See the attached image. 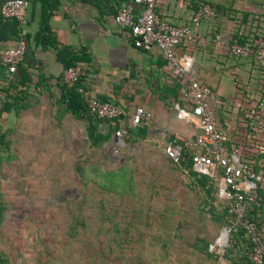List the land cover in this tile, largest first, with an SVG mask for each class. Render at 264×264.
I'll list each match as a JSON object with an SVG mask.
<instances>
[{"label": "crops", "instance_id": "0c3cea01", "mask_svg": "<svg viewBox=\"0 0 264 264\" xmlns=\"http://www.w3.org/2000/svg\"><path fill=\"white\" fill-rule=\"evenodd\" d=\"M6 1L0 0V7ZM154 3L160 20L180 27L186 26L193 10L203 5L226 10L225 13L235 11L247 19L256 16L264 20V0H154ZM124 5L138 12V8L131 6L132 0H30L24 27L0 16V48H15L20 41L24 42L25 52L15 75L21 73L29 81L23 87L16 85L11 92L13 98L10 95L6 98L13 78L0 64V98L5 100L0 131L9 147L4 150L0 144V251L7 264H12L11 252L24 249L20 242L29 240L16 230L13 216L20 207L14 206L16 211L12 212V200L18 195L22 203L31 204L36 201L33 194L48 193L51 186L54 192L57 168H66L67 162L71 168L74 154L80 156L77 159L83 155V145L84 155H88V122L66 113L61 101L60 79L68 53L78 60L80 87L90 97L122 109L121 125L131 130V136L125 137L127 140L123 137V146L151 145L163 154L167 143L182 150L199 132L197 119L190 116V103L183 97L178 81L169 76L159 50L134 48L116 25L115 14ZM225 25L223 19L221 27ZM212 28L210 22L203 21L199 30H208L209 34ZM41 33L53 41V47L44 48L35 41ZM213 51L217 53L218 49ZM178 53L193 59V78L206 83L218 96L232 93L227 72L217 67L212 56L202 54L195 44L180 48ZM136 107L145 109L146 118L133 126L129 116ZM96 126L102 134L108 131L105 123ZM218 127L227 137L240 132L237 123L229 119ZM232 135L236 140L238 135ZM110 142L115 143L114 137ZM74 143L80 145V152L74 151ZM11 219L15 222L11 223ZM6 222L15 228L13 232H4ZM2 242L6 244L1 245ZM28 249L23 250V256ZM223 254L224 251L217 255Z\"/></svg>", "mask_w": 264, "mask_h": 264}, {"label": "rangeland", "instance_id": "374dc122", "mask_svg": "<svg viewBox=\"0 0 264 264\" xmlns=\"http://www.w3.org/2000/svg\"><path fill=\"white\" fill-rule=\"evenodd\" d=\"M123 137L120 143L89 145L87 156L83 145V155L77 159L74 154L71 168L68 162L57 168L54 192L51 186L48 193L33 194L31 204L18 195L12 200V207L20 209L11 223L29 238L20 242L24 249L10 253L12 264L225 263L209 250L225 227L213 222L203 193L180 179L154 147L123 146ZM74 151L80 152L79 144L74 143ZM73 220L80 222L74 238L68 235ZM6 229L15 230L12 225ZM194 245L206 246L214 257L207 259Z\"/></svg>", "mask_w": 264, "mask_h": 264}, {"label": "built area", "instance_id": "2783aa9c", "mask_svg": "<svg viewBox=\"0 0 264 264\" xmlns=\"http://www.w3.org/2000/svg\"><path fill=\"white\" fill-rule=\"evenodd\" d=\"M29 2L30 0H7L0 7V16L15 20L24 27ZM131 6L138 8V12L134 13L130 6H121L114 17L116 25L124 31L134 48L143 51L156 48L161 53L169 76L181 84L183 97L190 103V116L197 119L199 132L193 140L184 145L185 148L192 150V168L199 174L217 177L218 196L230 201L228 214L232 221L228 227L223 228L224 242L220 245L218 238L209 245V250L222 254L224 248L228 246L229 232L236 225H241L250 245L251 264H264V170H253L248 162L239 160L235 148L228 149L225 144V133L217 126L215 116V111L222 105L220 98L201 80L193 78V59L187 54L178 53L180 48L189 44H195L200 48H205L209 43L222 44V36L219 33L206 40L197 32L201 18L214 16L213 11L207 6L198 8L190 18V23L180 27L160 20L155 12L154 0H132ZM24 52L23 41L15 48H0V64L12 78L17 72ZM231 54L241 59L255 56L258 61H264V38L254 39L252 46H234ZM79 74L77 67L65 68L61 77L62 84L66 87L75 85ZM77 91L82 95L89 112L96 118L113 120L122 115L119 106L90 97L80 85ZM2 104L3 98H0V114ZM184 114L182 113L183 116ZM145 118V109L136 107L129 116V122L133 126H138ZM246 118L249 135L255 139L263 131L264 94L255 108L247 110ZM124 134L123 129H118L114 134L115 142H119ZM180 153L181 149L171 143L163 147V155L173 163L179 161ZM254 209L261 210L263 222H256L250 218Z\"/></svg>", "mask_w": 264, "mask_h": 264}, {"label": "trees", "instance_id": "16d2710c", "mask_svg": "<svg viewBox=\"0 0 264 264\" xmlns=\"http://www.w3.org/2000/svg\"><path fill=\"white\" fill-rule=\"evenodd\" d=\"M206 6L207 5H203V7ZM207 7L213 11L214 16H203L198 24L197 32L206 40H210L215 33H219L222 36V44L215 45L209 43L205 48H198L202 54H209L212 56V61L215 62L219 69L227 72L226 75L229 78L228 80H230L232 88V93L228 96H218L222 105L215 111L217 124L218 126L221 125L225 119L236 122L238 125L237 130L239 129L240 132L237 131V133H232L233 135H238L236 140H233L231 137L232 134L228 137L225 134L226 146L230 150L235 148L239 160L248 162L253 170H264V119L262 121L263 131L254 139L249 135L246 118L247 110L255 108L264 94V61H258L255 56L241 59L231 54V49L234 46H252L254 39L264 38V20L256 16L247 19V17L242 16L235 11L225 13L226 10H221L209 5ZM198 8L199 7H196L193 12H196ZM223 19L226 20L225 28L224 26L221 27ZM203 21L206 23L210 22L211 27H213V32L210 31L208 34V30L205 32L199 30L201 22ZM189 23L190 19L187 24ZM246 23H248L249 26ZM35 41L40 43L44 48L53 47L54 45L53 41L42 33L41 36L36 37ZM215 48L218 49L217 53L213 51ZM211 51H213L214 56L211 54ZM77 62L78 60L75 56H73V54L69 55L68 53L64 69L68 67H77ZM26 82L29 81L25 78V75L21 73L14 75L13 81L9 84L10 92L4 91L6 98L8 95L11 96V92L16 88V85L23 87ZM80 83L81 80L78 79L75 85L66 87L61 81V101L66 113H70L75 118H84L87 120L89 145L96 148L109 143L112 137H114L115 132L120 128L125 132L124 138L131 136V130L126 126L123 128L124 126L121 125V121H123L124 118L123 112L120 118L113 120L99 119L89 112L82 95L77 91ZM204 84L206 85V83ZM177 85L179 88L182 87L179 82H177ZM213 93H215V91H213ZM11 97L13 98V94ZM98 101L107 102L103 99ZM3 106H5L4 102L1 107V113L4 110ZM223 115L225 116V119H223ZM101 123L108 125V131L105 134L98 132L96 125ZM3 139L4 137L0 131V144L3 145L1 149L7 150L9 148L8 144L3 142ZM142 139L143 138H140V140ZM191 157L192 150L189 148H183L180 153V159L177 163H173L168 158H165L169 166L172 168L171 170H175L185 177L188 180L189 185L193 186L194 190L203 193L205 207H207L208 214L211 216L213 222L223 227H228L232 221L231 216L228 214L230 201L221 199L218 196V178L202 175L194 171L191 164ZM75 170L78 174L82 171L78 165L75 167ZM79 181L82 183L83 177H79ZM93 185L97 186L94 183ZM206 197H208L209 200H207ZM260 204H262L261 200ZM100 207L101 209L103 208L102 203H100ZM260 209H254L251 212L250 218L253 221L263 222ZM106 218H104V220ZM73 221L74 223L69 227L68 235L69 237L74 238L78 235L77 229L79 228L78 223L80 222H77V220ZM227 242L228 246L224 250L223 258L228 264H251V261L249 260L250 245L245 237L244 228L241 225H236L229 232ZM194 250H197L209 260L214 257V255L207 252L206 246L203 248H197V246L194 245ZM0 264H7V259L1 251Z\"/></svg>", "mask_w": 264, "mask_h": 264}, {"label": "bare ground", "instance_id": "6f19581e", "mask_svg": "<svg viewBox=\"0 0 264 264\" xmlns=\"http://www.w3.org/2000/svg\"><path fill=\"white\" fill-rule=\"evenodd\" d=\"M224 234H222V236L220 237V239L218 240V243L221 245V244H223V242H224Z\"/></svg>", "mask_w": 264, "mask_h": 264}, {"label": "water", "instance_id": "95a60500", "mask_svg": "<svg viewBox=\"0 0 264 264\" xmlns=\"http://www.w3.org/2000/svg\"><path fill=\"white\" fill-rule=\"evenodd\" d=\"M224 233H225L224 230H222V234H224ZM221 236H222V235H220V237H221ZM224 236H225V234H224ZM220 237H219V238H220ZM218 240H219V239H218Z\"/></svg>", "mask_w": 264, "mask_h": 264}]
</instances>
